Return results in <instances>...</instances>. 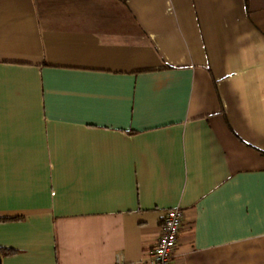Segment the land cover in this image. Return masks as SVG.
<instances>
[{
  "label": "crops",
  "instance_id": "obj_1",
  "mask_svg": "<svg viewBox=\"0 0 264 264\" xmlns=\"http://www.w3.org/2000/svg\"><path fill=\"white\" fill-rule=\"evenodd\" d=\"M264 264V0H0L1 264Z\"/></svg>",
  "mask_w": 264,
  "mask_h": 264
},
{
  "label": "built area",
  "instance_id": "obj_2",
  "mask_svg": "<svg viewBox=\"0 0 264 264\" xmlns=\"http://www.w3.org/2000/svg\"><path fill=\"white\" fill-rule=\"evenodd\" d=\"M184 217V211L180 208L166 211L160 236L147 264H174L173 257L183 229Z\"/></svg>",
  "mask_w": 264,
  "mask_h": 264
},
{
  "label": "trees",
  "instance_id": "obj_3",
  "mask_svg": "<svg viewBox=\"0 0 264 264\" xmlns=\"http://www.w3.org/2000/svg\"><path fill=\"white\" fill-rule=\"evenodd\" d=\"M14 254V251H11V250H5V249H0V264H1V258L3 256H10Z\"/></svg>",
  "mask_w": 264,
  "mask_h": 264
}]
</instances>
